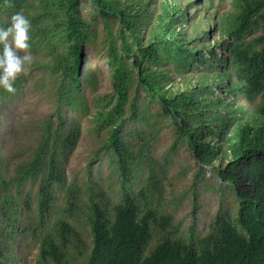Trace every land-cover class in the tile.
Here are the masks:
<instances>
[{
	"label": "trees",
	"instance_id": "16d2710c",
	"mask_svg": "<svg viewBox=\"0 0 264 264\" xmlns=\"http://www.w3.org/2000/svg\"><path fill=\"white\" fill-rule=\"evenodd\" d=\"M85 1L88 13L84 0H0V27L18 10L31 19L32 47L43 46L50 56L52 87L44 77L36 86L54 99L53 109L34 120L33 144L10 175L9 157L0 151V213L8 226L16 232L28 216V199L22 206L18 197L29 185L39 215L36 264H72L71 246L80 257L75 264H264V0ZM202 1L206 9L200 12L213 10V17L204 15L213 27L207 23L206 32L196 11ZM225 1L229 9L219 11ZM96 18L105 30L101 43L111 92L98 94L102 103L97 101L94 122L108 132L103 148L121 183L116 203L101 189L81 193L66 174L81 124L63 108L89 111L84 90L94 84L95 72L86 69L85 55L97 37ZM210 36L225 38L221 51L206 42ZM32 76V69L21 73L14 93L0 90V122ZM216 88L230 90L233 103L215 97ZM150 103L174 124L177 138L187 140L197 163L232 192L237 207L234 214L218 213L201 238L163 235L147 251L155 232L170 228L172 218L161 207L151 164L144 185L133 187L141 164L149 161L143 153L149 145L144 135L135 151L124 125L126 118L147 119ZM57 191L66 192L65 207L51 223ZM0 264H6L1 245Z\"/></svg>",
	"mask_w": 264,
	"mask_h": 264
},
{
	"label": "rangeland",
	"instance_id": "374dc122",
	"mask_svg": "<svg viewBox=\"0 0 264 264\" xmlns=\"http://www.w3.org/2000/svg\"><path fill=\"white\" fill-rule=\"evenodd\" d=\"M194 1V0H192ZM196 8L201 30L206 32L213 28L205 14L213 17V10L207 9L204 13L199 9H206L203 6ZM90 3L84 0V12L88 13ZM216 5V4H214ZM219 11L228 10L229 2L225 1ZM194 10H192L193 12ZM191 12V13H192ZM190 13V14H191ZM88 18L90 15L86 14ZM98 25L97 37L89 44L85 61L86 69L95 72V81L91 87L84 90L88 101V112L63 111L69 117L77 116L81 124V134L76 148L69 158L66 166L68 184L75 181L74 187L81 193L88 191L89 187L96 193L98 190L105 191L112 203L117 202L120 193V177L116 167L110 164V153L103 148L102 141L108 138L106 128L98 130L95 128L94 117L97 109L99 95L111 92L109 84V70L106 64V54L101 38L105 34L103 23L99 18L93 20ZM208 27L206 28V24ZM200 32V33H202ZM202 35H204L202 33ZM204 37V36H202ZM210 36L206 40L211 47L221 51L223 45L220 38L216 44ZM198 41L192 40L196 44ZM34 59L27 70L32 69V79L24 94H20L18 102L9 105L8 116H2L0 122V151L9 157L8 174H12L14 163L22 161L27 153V147L32 146L35 133L33 124L36 118L41 119L53 109V96L48 95L52 83L48 81L49 68L47 63L50 56L45 47H31ZM85 64V63H84ZM44 77L43 82L48 89L36 86ZM215 97H223L233 103V96L229 90L228 94L221 93L217 88L213 91ZM104 104V103H103ZM112 106L110 102L109 107ZM125 117L129 114L128 105L125 108ZM149 117L142 121H134L126 118L125 129L129 131V141L134 150L139 148L140 137L148 142V149L143 153L149 158L140 166V172L132 180L135 190L144 185V178L148 174L149 164L153 167L156 177L159 180L158 192L162 194L160 204L165 214L172 218V226L166 231L157 230L149 244V251L163 235H170L174 238H201L208 230L210 221L221 211L229 210L234 214L237 203L232 192L225 186L220 185L219 180L211 176V168L200 166L188 148L187 140H180L176 136V127L163 116H159L157 106L149 104L147 111ZM15 129V132L12 129ZM132 132V133H130ZM138 133V134H137ZM141 140V141H140ZM13 158V159H12ZM30 191V192H29ZM35 187L29 188L25 185L18 197L19 204L24 206V200L28 199L30 212L28 216L21 218L17 223L16 232H13L8 222L0 213V245L4 250L6 264H36L39 251V235L35 226L39 223V215L34 198ZM66 192H56V202L49 216V221L54 223L65 207ZM6 210V209H4ZM6 216L12 217L11 209L6 210ZM5 220V221H4ZM83 237L87 243V249L91 247V237L86 226L82 229ZM242 232V230H241ZM72 253L71 263L79 261V253L74 246L69 249Z\"/></svg>",
	"mask_w": 264,
	"mask_h": 264
},
{
	"label": "clouds",
	"instance_id": "9594fccd",
	"mask_svg": "<svg viewBox=\"0 0 264 264\" xmlns=\"http://www.w3.org/2000/svg\"><path fill=\"white\" fill-rule=\"evenodd\" d=\"M31 28L32 21L23 10L13 12L7 25L0 27V90L14 93L17 78L33 62Z\"/></svg>",
	"mask_w": 264,
	"mask_h": 264
},
{
	"label": "bare ground",
	"instance_id": "6f19581e",
	"mask_svg": "<svg viewBox=\"0 0 264 264\" xmlns=\"http://www.w3.org/2000/svg\"><path fill=\"white\" fill-rule=\"evenodd\" d=\"M260 121V120H259ZM248 130V129H247ZM43 191V190H42Z\"/></svg>",
	"mask_w": 264,
	"mask_h": 264
}]
</instances>
